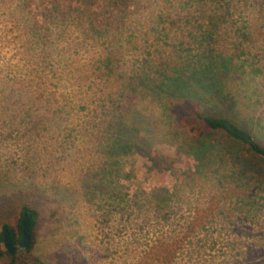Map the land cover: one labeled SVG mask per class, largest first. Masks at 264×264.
Returning a JSON list of instances; mask_svg holds the SVG:
<instances>
[{"label": "rangeland", "instance_id": "1", "mask_svg": "<svg viewBox=\"0 0 264 264\" xmlns=\"http://www.w3.org/2000/svg\"><path fill=\"white\" fill-rule=\"evenodd\" d=\"M202 51L248 59L234 112L264 143V0H0V197L31 195L34 264H264V170L242 149L198 161V119L122 97ZM129 107L150 122L130 149Z\"/></svg>", "mask_w": 264, "mask_h": 264}, {"label": "trees", "instance_id": "2", "mask_svg": "<svg viewBox=\"0 0 264 264\" xmlns=\"http://www.w3.org/2000/svg\"><path fill=\"white\" fill-rule=\"evenodd\" d=\"M229 15H231V7L228 5L224 16ZM156 21L158 24L169 25L162 15ZM216 24L212 25L211 30L206 31L207 33H205L206 35H204L202 40L212 39L213 30L218 28ZM250 36L251 33L248 29L243 27L240 29L239 37L247 40ZM205 52L202 51V54L196 57L198 58L197 62L187 63L186 67L179 64L173 66L172 69L155 67L161 79L148 75V71L153 66L149 68L140 67L132 79L122 85V97L124 101L135 94H142L146 98L151 97L161 105V109L166 111L169 118L174 119L176 117L175 113L179 112L181 115H187L190 118L188 122L190 124L193 120L198 119L203 124L205 132L222 134L226 139L222 142L218 140H215V143L212 142L210 133L196 139L198 145L192 153L198 161L205 162L208 151L226 148L225 151L229 150L232 155H237L242 149L248 154L247 158L244 157L246 166H256L257 168L254 167L255 171L260 173L264 170L261 167L262 162L264 163V143L257 139L247 124L241 123L239 117L235 115L234 111L237 101L231 93L232 84H235L233 87H236V90L241 85L249 86V82L244 80V77L250 74L245 69V63L248 59L244 61L245 63H241L239 60L235 62L233 56L224 57L223 53L217 52L214 58L203 62L202 59L206 56ZM211 56L208 58H211ZM104 63L108 68L111 65V60L106 59ZM251 65H253L251 73L259 74L260 69L255 67L254 61H251ZM164 69L168 71L162 73ZM185 103H187V106ZM127 113L128 115L122 113L118 124L117 142L123 143V148L130 149L136 141L134 133L136 134L138 130L140 131L144 124L149 130L150 122L147 121L146 115L144 116L137 108L129 107ZM125 116H128L127 119ZM123 120L124 122H122ZM125 120L127 121L125 122ZM148 142V139H144L145 145ZM228 143H232L230 148ZM217 147L220 148L216 149ZM26 196L31 195L17 192L11 195L4 194L0 197V226L2 227L0 232L1 264H34L36 262L33 255V247L36 242L33 229L29 249L21 248L23 219L28 213L35 216V211H33L35 209ZM16 214H20V216L12 223L10 220L16 217ZM5 230H8L11 234L16 248L15 254H11L5 245Z\"/></svg>", "mask_w": 264, "mask_h": 264}, {"label": "water", "instance_id": "3", "mask_svg": "<svg viewBox=\"0 0 264 264\" xmlns=\"http://www.w3.org/2000/svg\"><path fill=\"white\" fill-rule=\"evenodd\" d=\"M32 221H33V215L30 213L26 214L22 222V230H23V239H22V244H21L22 249H29L31 245ZM4 235H5L6 247L9 249L11 254H15L16 248L13 244L10 232L8 230H5Z\"/></svg>", "mask_w": 264, "mask_h": 264}]
</instances>
